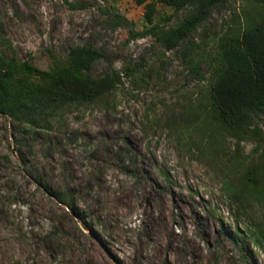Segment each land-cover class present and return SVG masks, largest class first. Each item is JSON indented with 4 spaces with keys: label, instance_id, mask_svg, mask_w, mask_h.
<instances>
[{
    "label": "rangeland",
    "instance_id": "obj_1",
    "mask_svg": "<svg viewBox=\"0 0 264 264\" xmlns=\"http://www.w3.org/2000/svg\"><path fill=\"white\" fill-rule=\"evenodd\" d=\"M193 12L157 4V31ZM263 12L264 0H224L168 51L134 0H0L8 57L49 70L90 46L103 55L92 77L121 74L50 130L0 114V264H264V229L237 218L225 187L258 141L204 123L220 45Z\"/></svg>",
    "mask_w": 264,
    "mask_h": 264
},
{
    "label": "trees",
    "instance_id": "obj_2",
    "mask_svg": "<svg viewBox=\"0 0 264 264\" xmlns=\"http://www.w3.org/2000/svg\"><path fill=\"white\" fill-rule=\"evenodd\" d=\"M145 8L150 32L168 51L179 48L201 27L212 10L224 0H134ZM157 4L172 7L176 13L187 7L194 12L175 28L157 31ZM120 21H128L117 15ZM1 27V17H0ZM1 31V28H0ZM0 43V114L19 126L51 129L57 113L72 103L97 102L121 82L119 71L102 78L91 76L102 53L90 46L72 48L66 60L56 61L49 70H40L27 61L7 56L8 41ZM205 125L215 123L221 135L242 142L258 141L249 162L239 163V176L227 173L225 187L239 220H252L255 235L264 229V214L257 221L253 208L264 207V12L236 37L220 45L218 69L212 75L207 95ZM231 172V171H230ZM233 172V171H232ZM62 202L68 197L59 196ZM257 221V223H256Z\"/></svg>",
    "mask_w": 264,
    "mask_h": 264
},
{
    "label": "bare ground",
    "instance_id": "obj_3",
    "mask_svg": "<svg viewBox=\"0 0 264 264\" xmlns=\"http://www.w3.org/2000/svg\"><path fill=\"white\" fill-rule=\"evenodd\" d=\"M166 208H167V206L164 207V210L162 211V213H160V216H159V219H160L162 222H167V219H166V214H167ZM90 247L93 248V246L89 244L87 249L90 250ZM102 263H103V264H106V261L103 260ZM89 264H97V263H96V262H90Z\"/></svg>",
    "mask_w": 264,
    "mask_h": 264
}]
</instances>
